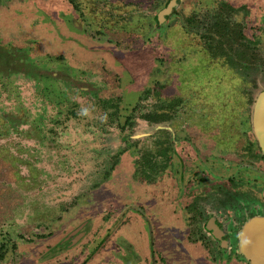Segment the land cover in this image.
<instances>
[{"label":"rangeland","instance_id":"obj_1","mask_svg":"<svg viewBox=\"0 0 264 264\" xmlns=\"http://www.w3.org/2000/svg\"><path fill=\"white\" fill-rule=\"evenodd\" d=\"M72 1L0 0V264H118L134 219L164 255L124 264H246L203 224L257 204L227 177L264 91V0H179L159 25L170 0Z\"/></svg>","mask_w":264,"mask_h":264},{"label":"flooded vegetation","instance_id":"obj_2","mask_svg":"<svg viewBox=\"0 0 264 264\" xmlns=\"http://www.w3.org/2000/svg\"><path fill=\"white\" fill-rule=\"evenodd\" d=\"M67 2H69L71 4L73 1L67 0ZM178 2H179V0H170L166 4V7L163 10H161L155 17L157 25L163 23L166 20L165 17L172 11L173 8H175L177 6ZM9 25L10 24H8V22L4 23L3 19L0 20L1 30H3V29L6 30V28ZM188 30L189 29L187 27H185V26L182 27V31L186 32ZM184 34H186V33H182V35L184 36V40L186 39L188 41L189 39ZM167 42L168 43H166L163 46L166 49V51H163V52L169 53L170 50L171 51L173 50L172 48H174V46L171 43V39H169ZM0 43H1V41H0ZM14 43L15 42H13V44ZM203 45L204 46H202V41L193 40V46L196 47L195 52L193 53L191 50H188L185 52V56H182L183 58L186 59V61H188V64H191V65L195 64L196 58H193V56H195V55H199L200 58H197V59H199L200 62H201V60L203 61V60L207 59L208 53H207V49H205L206 47H205L204 42H203ZM1 46L2 45L0 44V48H1ZM12 48H13V46H10L8 49H5V50L8 51L7 53H9L12 58H14L15 54L16 53L19 54L20 51L18 52V50H14ZM186 48L187 47H185V50H186ZM168 49H170V50H168ZM0 52H1V50H0ZM16 56H17V58H19V55H16ZM20 56H22V55H20ZM236 58L238 60V58H242V57H240V54L237 53V57L236 56H231V58L229 57L230 61L227 63L229 65L230 64L232 65V63L234 62V60ZM244 59L247 60L248 58H244ZM167 60L172 61V59H168V58H167ZM173 64H175V63L173 62ZM171 65H172V63H171ZM203 67H206V66H203ZM186 68L188 70L187 64H186ZM179 69L180 70L182 69L181 66ZM223 70L224 69H222L221 71H223ZM210 73H212V72L207 71V69H202V70L199 69V71H197L196 74L192 73V75H191V73L187 72L188 75L193 76L192 79L188 78L190 83H196L197 82L196 80L200 81V78H203L204 75H207ZM188 75H186V78ZM180 79H181V77H180ZM258 96L259 97L264 96V91H262ZM259 97L257 99H259ZM256 102H254L255 107H256ZM254 117H255V109L253 110V116L251 119V123H248L249 127H250V132H247V135L242 136L243 138L240 140L242 142L240 143L241 149H239V152L241 153L243 158L247 161L245 162V160L242 157L240 159H242L243 162H241V160L239 159V161L241 163H239V165L236 166L235 171L230 173L229 176L227 177V185L231 186L229 189L230 190L232 189L233 191H235V193H237V192L240 193L241 191H244V189H239V187H241V186L247 187L246 191H247L249 197L253 196V198H255L254 200H256L257 204H255L254 206H251V209L249 211V215H247V217H243V216L238 217L240 215L238 212L239 208H237V210H236L233 206L229 205L228 206V213L232 212L234 217H238L237 220L236 221L231 220V225L227 226L224 224L225 220H226V215L224 213H223V218H221V221H218L215 217L209 216V218H207L208 220L203 224V231L208 236H210L213 240H215V242H217L219 244L220 250L226 251L230 247V243H231L230 240H231L232 244H234V247H235L234 251L241 255V257L245 260L246 264H264V166H261L264 162V146L261 144V141H259V138H258L259 133H263L264 129L259 128V133H257L258 130H257V127H255ZM221 126H223V127L218 129V132H219L218 134H223V130L225 128H228L229 126H231V124L229 122V123L221 124ZM263 135H264V133L261 136H263ZM232 153L234 154V151H232ZM248 165H254L256 167L254 171L251 170L252 173H250V168H247ZM214 169H215V167H214ZM203 170H204V173L207 174L208 170H205V169H203ZM219 170H221V169H219ZM214 171H216V170H214ZM246 173H248L249 175L245 176ZM203 174H201V176H205ZM28 175H30V173ZM249 176H251L250 184H245V183H247L246 179H248ZM221 185H222V183H219L217 185L213 184V186H215V188H216V189H214V191L218 192L217 187H220ZM31 191H32V189H30V192ZM160 201H162V200H160ZM225 202H228V200ZM239 202H241V201H239ZM229 207H231V208H229ZM1 210H3V209L0 207V211ZM190 211H191V209H190ZM194 213H196L195 210H194ZM194 215H196V214H194ZM137 221H138L137 219H134V222L130 226V230H133L132 233H130L132 235V239H133V241L131 242L133 245L132 244L131 245L135 247V250L131 249L132 248L131 247L129 253L126 254V252H122L121 256H119V257H118V255H116L115 257L117 259L118 264L119 263L124 264V261L127 262L128 260H134V259H140V258H143L145 261L147 258L145 256H147V255H149L151 257H153L155 254L160 255V257H162L164 255V253L161 254L158 249L155 250V241L152 239L150 232L148 234V238L146 236L144 237L143 233H140V230L138 229L139 227L136 226V224L138 223ZM127 227H128V225H127ZM83 228H81V229L79 228V231L77 233V237L79 238L78 243H80V240H82L81 238L84 234ZM122 228L126 229V230L128 229V228H126V224H125V226H122ZM52 230L54 231L55 228L54 229L52 228ZM80 230H82V232H80ZM196 232L201 237L202 234H201L200 229L196 230ZM49 233L50 232H48L47 234H49ZM134 236H135V238H134ZM123 240H124V238L121 237L120 239H118V242H120V243L122 242L123 244H125V242ZM18 246H19V244H18ZM246 246H248V247L246 248ZM136 247H137V250H136ZM246 249H247V252H246ZM24 250H21V252H19V253H22L24 255L26 254L23 258V261L17 262L16 264H31L30 256L34 255V252H32V251L29 252V250L28 251H24ZM230 250H233V249L231 248ZM45 251L46 252H44V254L46 255V257H48L50 254H54V252L52 253V251H51V253L47 252V251H50L49 248H45ZM257 253H259L260 255L258 256ZM127 255H129V256H127ZM38 258H40V257L38 256ZM38 258H37L36 264H48L47 262L38 263ZM60 264H61V262H60ZM152 264H155L154 259H152Z\"/></svg>","mask_w":264,"mask_h":264},{"label":"water","instance_id":"obj_3","mask_svg":"<svg viewBox=\"0 0 264 264\" xmlns=\"http://www.w3.org/2000/svg\"><path fill=\"white\" fill-rule=\"evenodd\" d=\"M255 127H257V133H259V128L264 129V96H260L259 99H257L256 107H255ZM264 133V132H263ZM263 133H259V141H261V144L264 146V135L261 136ZM263 140V141H262ZM248 241V240H247ZM248 246H246L247 248ZM247 252V249H246ZM259 256L260 254L257 253Z\"/></svg>","mask_w":264,"mask_h":264}]
</instances>
